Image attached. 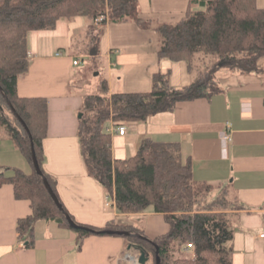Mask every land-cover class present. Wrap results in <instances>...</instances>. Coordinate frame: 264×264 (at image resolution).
I'll return each instance as SVG.
<instances>
[{"label": "trees", "instance_id": "1", "mask_svg": "<svg viewBox=\"0 0 264 264\" xmlns=\"http://www.w3.org/2000/svg\"><path fill=\"white\" fill-rule=\"evenodd\" d=\"M180 19L153 26L157 33V57L185 61L190 82L170 84L168 72L152 75L147 91L108 93L106 78L99 82L98 93L82 95L77 135L87 174L98 181L118 213H161L167 230L153 237L133 223L108 221L104 225L78 222L68 212L56 192V180L47 173L43 139L48 128V103L42 96H19L18 77L28 69L26 38L31 30L52 29L60 19L83 16L88 24L89 53L98 52V44L107 22L135 20L152 24L140 17L137 0H0V130L32 166L31 172L17 167L0 170V185L10 183L16 198L27 199L30 213L16 221L18 238L32 245L34 226L39 220L53 221L77 233L76 248L90 234L122 236L127 249L143 250L151 264H233L228 210L239 204L230 196L227 185L211 184L192 177L189 156L182 153L179 141H161L143 137L134 155L112 156L109 121H143L152 114L169 111L180 101L207 97L219 90L215 78L219 68L251 73L259 70L257 60L264 55V8L256 0H197ZM106 15L101 26L92 21ZM95 32V33H94ZM31 142L41 173L34 169ZM11 169L6 174V169ZM43 177L55 193L64 211L80 227L72 228L64 213L51 198ZM217 193L212 197V192ZM134 234L124 235L116 230ZM113 230V232H107ZM191 242L188 250L184 244Z\"/></svg>", "mask_w": 264, "mask_h": 264}, {"label": "crops", "instance_id": "2", "mask_svg": "<svg viewBox=\"0 0 264 264\" xmlns=\"http://www.w3.org/2000/svg\"><path fill=\"white\" fill-rule=\"evenodd\" d=\"M197 0H137L140 17L160 22L183 17ZM264 8V0H256ZM87 20L77 15L60 19L52 29L31 30L26 43L27 72L16 81L19 96H42L48 103V128L43 139V169L56 180V192L68 212L78 222L104 225L108 221L141 226L153 236L167 230L161 213H118L112 196L87 174L77 135V113L82 95L72 89L74 34L84 31ZM95 33V32H94ZM153 31L134 22H107L98 44L107 58L104 78L108 93L147 91L154 72H168L171 85L190 82L185 61L158 59ZM84 50L89 53L85 33ZM82 49V48H79ZM112 53L115 56L112 58ZM78 65V64H77ZM258 71L231 72L219 68L215 78L221 90L193 100L180 101L175 108L161 111L143 121H125L122 134H111L112 156L134 155L138 141L151 137L179 141L184 156L191 161L192 177L211 184L227 185L239 207L228 210L233 264H264V55L257 60ZM114 124L109 121L107 126ZM225 130L230 138L223 143ZM17 167L31 172L32 166L12 144H0V170ZM9 170V171H8ZM10 174V169H6ZM10 183L0 185V264H120L126 242L122 236L90 234L76 248L77 233L55 222L35 223L32 245L26 246L15 229L18 218L30 213L27 199L14 196ZM217 190L212 192V197ZM107 198L110 204L106 205ZM143 217L148 222L141 225ZM166 223L162 232H153L158 220ZM150 220V221H149ZM148 235V234H147ZM149 236V235H148ZM152 236V237H153Z\"/></svg>", "mask_w": 264, "mask_h": 264}, {"label": "rangeland", "instance_id": "3", "mask_svg": "<svg viewBox=\"0 0 264 264\" xmlns=\"http://www.w3.org/2000/svg\"><path fill=\"white\" fill-rule=\"evenodd\" d=\"M146 19V18H143ZM179 19L178 17H174L173 19H169L171 21H176ZM129 22H134L137 25H139V27L143 28L144 30H151L153 31V34L155 38V40L157 39V43H158V36L156 31L153 29V26L157 23L156 20H152V24L148 25V24H144L140 25L137 22H135V20H129ZM112 24L115 22H111ZM85 33L84 31H81L80 33H76L74 34L73 37V47H74V51L75 53H77L78 55L76 56V58H78V65L74 64L76 66L73 67V73H72V89L74 88V90L79 91L80 93H98L99 90V82L101 79L104 78V69L106 68L105 66L107 65V58L104 56L100 55V51L97 52V54H95L93 57L88 55L87 52L83 49L84 46V42L85 41ZM82 48V49H79ZM114 53H112V58H114L115 56L113 55ZM82 111H78L77 113V117H80L79 114H81ZM6 141H10L11 140L9 138H7V136H5L1 130H0V144L4 143ZM9 171V170H8ZM11 172V169H10ZM147 219L143 217V220L141 222V225L146 226L147 224ZM150 221V220H149ZM166 223H163V220L161 219L156 221L154 223V228H153V232H162L163 230H165ZM147 234L152 237L154 233H152V231L147 232ZM131 250H136V249H131ZM145 264H151L150 260H146Z\"/></svg>", "mask_w": 264, "mask_h": 264}, {"label": "built area", "instance_id": "4", "mask_svg": "<svg viewBox=\"0 0 264 264\" xmlns=\"http://www.w3.org/2000/svg\"><path fill=\"white\" fill-rule=\"evenodd\" d=\"M106 19V15H99L96 18L93 19L92 25L94 27H99L101 26V22ZM78 58H74L72 60L73 64H78ZM106 130L109 131L111 134H122L125 130L123 125H115L112 124L110 126L106 127ZM221 141L223 143V150L225 149L224 145L226 141L230 138L229 133L223 130L220 134ZM106 205H109V199L107 198ZM260 236H264V231L259 234ZM186 250H188L190 247H192L191 242L187 240V242L183 245ZM140 251L139 250H131V249H126L123 251V253L120 255V264H141L139 261V255Z\"/></svg>", "mask_w": 264, "mask_h": 264}, {"label": "water", "instance_id": "5", "mask_svg": "<svg viewBox=\"0 0 264 264\" xmlns=\"http://www.w3.org/2000/svg\"><path fill=\"white\" fill-rule=\"evenodd\" d=\"M171 81V80H170ZM171 83V82H170ZM79 116H81V114H79ZM31 158H32V163H33V166H34V169L37 173H41L40 169H39V166H38V162H37V159H36V156H35V153H34V148L32 146V142H31ZM43 183L46 187V189L48 190L51 198L53 199V201L55 202L54 204H56L58 206V208L64 213V216L68 222V224L70 225V227L72 228H79L80 225L75 221L73 220L71 217H69L70 215L68 213H66L62 207V205L60 204L57 196L55 195V193L53 191H51V187L50 185L48 184V182L46 181V178L43 177ZM118 233L120 234H124V235H130V234H134V235H137V236H141V237H145L141 234H138V233H131L130 231H127V230H116ZM107 232H113V230H107ZM130 246L128 245L127 248H129ZM140 251V254L139 255V261L141 262V264H145L146 262V254L143 250H139ZM159 263V255H158V249L156 247V250H155V264H158Z\"/></svg>", "mask_w": 264, "mask_h": 264}]
</instances>
